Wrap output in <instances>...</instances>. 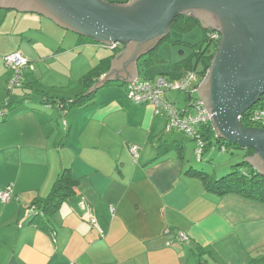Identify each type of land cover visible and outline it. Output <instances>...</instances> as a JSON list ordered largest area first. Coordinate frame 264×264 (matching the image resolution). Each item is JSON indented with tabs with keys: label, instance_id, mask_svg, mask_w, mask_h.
<instances>
[{
	"label": "crops",
	"instance_id": "obj_1",
	"mask_svg": "<svg viewBox=\"0 0 264 264\" xmlns=\"http://www.w3.org/2000/svg\"><path fill=\"white\" fill-rule=\"evenodd\" d=\"M81 36L42 14L0 8V103L7 97L6 85L13 71L4 63L7 53L18 51L28 63H34L32 70L27 65L21 69L25 90H29L34 80L42 82L59 65L82 71L74 63L87 60L92 68L114 53L99 79L111 69L115 55L125 50L121 45L117 51H109ZM189 54L174 62L179 71L174 78L188 70V60H184ZM141 57L136 61L134 80L160 74L173 78L165 69L143 73L146 66L139 64ZM87 72L77 77L79 84L71 92L12 90L18 96L26 93L29 100L0 118L5 140L19 134L18 140L40 142L44 137L33 135V128L43 119L50 129L47 144H55L58 136H53V121L64 115L74 135L62 136L66 143L55 152L56 158L39 150L27 162L22 153L13 161L8 150L11 145L0 146L3 166L14 168L0 179V190L9 183L13 187L9 200L0 199V264H194L196 255L208 264H264V203L234 192L220 195L207 190L198 177L185 172L192 163L185 161L182 152L180 157L171 152L176 146L173 132L166 143L159 140L165 117L155 115L149 104L132 103L126 97L125 82L110 80L83 104L67 109L38 101L39 94L74 98L83 92L80 80ZM134 73L128 58L114 68V76L128 78ZM33 75L37 77L33 79ZM73 80L69 77L48 84L70 88ZM173 93L165 92L167 101L178 108L190 105L185 93L184 103L177 106L178 97ZM130 145L138 146L136 158L129 152ZM7 167H0V174ZM62 168H69L76 180L73 196L46 216L37 211V204L36 212L33 207L28 209L47 195ZM91 215L102 235L90 224ZM180 233L185 240L178 238Z\"/></svg>",
	"mask_w": 264,
	"mask_h": 264
},
{
	"label": "water",
	"instance_id": "obj_2",
	"mask_svg": "<svg viewBox=\"0 0 264 264\" xmlns=\"http://www.w3.org/2000/svg\"><path fill=\"white\" fill-rule=\"evenodd\" d=\"M0 8L39 13L104 46H125L111 60L110 71L88 91L110 80L134 81L137 59L169 34L173 18L185 14L196 18L202 27L219 33L197 90L215 136L252 148L254 152L245 160L264 175V128L243 126L240 120L264 94V0H0ZM125 58L134 76H114V68Z\"/></svg>",
	"mask_w": 264,
	"mask_h": 264
},
{
	"label": "trees",
	"instance_id": "obj_3",
	"mask_svg": "<svg viewBox=\"0 0 264 264\" xmlns=\"http://www.w3.org/2000/svg\"><path fill=\"white\" fill-rule=\"evenodd\" d=\"M196 25H199L198 20L190 16L189 14L176 15L173 18L172 22L170 23V31L178 30L181 32H185L190 30L192 27ZM170 31L169 34L166 37H164L159 43L165 40H169L173 44H181L182 42H185L182 39L171 37ZM213 32L214 30L210 28L202 29L201 40L192 43L193 50L191 51V54H189V56L184 60V61L188 60L186 63L188 64L187 69L196 71L201 79H203V77L205 76L206 71L210 65V61L217 48L219 39L218 40L211 39ZM81 38L84 39L85 41L87 40V41L95 42L89 37L81 36ZM96 44L110 48L109 46H104L102 44H99L98 42H96ZM120 46L121 44L118 43L114 48H110V49L113 50L114 52L117 51ZM157 46L151 49L150 51H148V53H146L143 57H141L139 62L140 65L148 66L162 60L161 55L157 51L158 49ZM113 54L114 53H112L110 56L101 58L99 63L94 65L89 72H87L85 75L82 76L80 80L84 87L82 93L77 94L72 99L54 98L52 96L39 94L40 99L38 101L42 105L58 107L60 109H67L71 107L72 104H78V105L83 104V102L86 99L91 98V95H93V91H88V90L97 81L98 77L104 71L107 70L110 59L113 56ZM190 58L194 59V61L192 60L191 63L189 62ZM198 62H201L200 68H197ZM124 91L126 94V85L124 86ZM6 92H7V97L3 102L0 103V118H5L7 110L9 109L11 110L12 108L17 107L24 100L25 101L29 100L28 99L29 95H27L26 93H22L20 96H18L15 95V93L12 92V90H8L7 88H6ZM261 110H264V94H262L259 100L255 104L250 106L242 114L240 118L241 124L243 126H257L264 128V124H262L260 120L253 119V115L255 113H259ZM199 131L201 132V135L203 136V139L205 141L204 148L206 145H210L214 140L215 144L219 145V148L224 147V151L227 149V147L242 149L244 158L246 156L251 155L254 152L252 148L239 147L236 144L227 142L221 138L216 137L210 122L202 125ZM172 132L173 131L163 132L161 137L159 138L160 142H162V144L166 143V141L169 140V137L172 134ZM181 150H182V145L178 146L176 149V154L179 157L182 152ZM185 172L193 174L196 177H198L203 182L204 187L207 190L216 192L220 195L227 192H234L240 194L243 197L258 200L264 203V175L260 174L256 169L251 167L245 159L233 164L229 172L218 178L216 176L209 175L206 171L202 169L198 170L193 167L187 168ZM75 185H76V180L71 176L69 168H62L59 171L55 180L53 181L47 195L44 198L38 200L37 202H32L27 208L29 209L33 207L34 210L32 211L36 212L35 204H37L38 205L37 211L41 212V214H44L45 216L48 214H52L59 207L62 201H65L66 199L73 196ZM194 264H208V263L204 258L201 257V255H196L194 258Z\"/></svg>",
	"mask_w": 264,
	"mask_h": 264
},
{
	"label": "rangeland",
	"instance_id": "obj_4",
	"mask_svg": "<svg viewBox=\"0 0 264 264\" xmlns=\"http://www.w3.org/2000/svg\"><path fill=\"white\" fill-rule=\"evenodd\" d=\"M108 1H112L113 3H125V0H108ZM170 35L173 38H179V39L184 40L185 42H182L181 44H173L169 40L162 41L157 46L158 53L162 55V61L146 66L143 73L151 74V73H156L157 71L161 69H165V71L169 72L170 73L169 75L173 77L172 79H177L174 77L178 76L179 71L174 67V62L177 61L178 59H181L182 57H184V55H187L189 52H191V50H193L192 43H195L201 40L202 28L199 25H196L192 27L190 30L185 31V32H181L178 30H171ZM106 49L110 51L108 47H106ZM33 64L28 63L27 64L28 69L32 70ZM54 65L56 64H52V66ZM74 65L82 66V71L79 69V67L77 68L73 67V68L68 69V68L63 67L62 65H59L55 69L54 73L51 71V74L46 75L45 78L42 80V82H40V80H34V82L31 83V86H30L31 88L29 90H25V85L22 82L24 78L22 77L23 75L21 72L19 74V80H20L19 84L18 86L13 88V91H16L20 88L22 90L24 89L23 91H26L29 93H33L34 91L33 89L48 90L51 94L59 93V92L63 93L67 91L71 92L73 91V88L79 84V81H78L79 78L77 77H79V75H82L83 73L91 69L89 66V62H87V60H83L81 62L79 60L78 62H76V64L74 63ZM200 67H201V62H198L197 68H200ZM29 72L30 74H32V71H29ZM14 76H16V74L12 71V74L9 80L14 79ZM36 77L37 76L33 75V79ZM69 77L74 79L72 81V85L70 86V88H68L69 86L62 87L61 86L62 84H57L59 88H52L48 84L50 82L54 84V81H60L65 78L69 79ZM193 92L194 94L190 95L189 93L185 91L175 90L173 94H176L178 97L176 99L177 106H181L184 103L185 93L189 95V102L192 103L198 97L197 96L198 93H196L195 91ZM189 111L193 112V108L190 107ZM42 121L43 119L41 121H38L41 124L37 128H33L34 130L33 135H37V136L40 135V137H44L40 140V142L34 141L32 139H25L23 141L18 140L19 134H17L16 137L13 139L10 138L9 140H5V136L2 133H0V146H2L5 143H9V145H11L12 150L10 148L8 150H9V156L11 155V158L13 159V161H17L19 154L22 153L24 159L27 162L29 160V157L33 155L38 156L39 153H36V152H38L39 150H43L45 154L49 156H54L56 158L57 155L55 154V152L60 150L61 146L63 147L65 145L63 143H66L65 140H62V136L68 137V135L69 136L74 135V132H70L69 124L67 122L66 116L64 115L62 118H59L58 121H55V120L53 121L54 123L53 126L56 128V133L54 132L53 136H56V134L58 136L56 143L53 144L52 142H50V144H47L49 137H46L47 136L46 134L49 135L50 129L47 127V121L45 122H42ZM50 138L52 137L50 136ZM60 138L62 140V143L60 142ZM171 138H176V141H175L176 146L182 145L181 151H182V154H184V159L186 162L187 161L191 162L193 168H196L198 170L202 169L208 172L211 176L215 175L217 178L229 172L233 164L245 159L242 154V149L234 148V147H227V149L224 151L222 150V148H219V145L215 144L214 140L209 146L206 147V149H204V152L202 153L201 157L197 158L196 153H195L196 141L193 137L179 130H174L173 134L171 135ZM78 139L80 140L81 137L79 136ZM175 147L170 149L171 152L176 151ZM7 166H8L7 164L3 166L2 161H0V167L6 168ZM13 170H14L13 167L8 166L7 169L2 174H0V179L3 176H6L8 173L12 172ZM6 185H10L12 187L11 183L6 184ZM6 185H4V187H6Z\"/></svg>",
	"mask_w": 264,
	"mask_h": 264
},
{
	"label": "built area",
	"instance_id": "obj_5",
	"mask_svg": "<svg viewBox=\"0 0 264 264\" xmlns=\"http://www.w3.org/2000/svg\"><path fill=\"white\" fill-rule=\"evenodd\" d=\"M211 39L218 40L219 33L213 32ZM118 43H112L109 45L110 48H114ZM6 66L12 68L16 74L14 79L7 82L6 88L13 90L14 87L19 84V74L21 73L22 67H25L28 60L18 51L7 53L3 57ZM203 79L200 78L199 74L194 70H186L181 77L178 79H169L164 75L160 74L153 78H142L134 81L125 83L126 85V97L135 104H149L153 108L155 115H162L165 117L164 132H171L179 130L187 135L193 137L196 141L195 153L197 158L203 153L205 141L201 132L200 127L210 122V114L204 106L202 100L197 97L189 106L185 108H178L171 102L167 101L164 94L166 91H185L192 93L197 91L199 85ZM190 107L193 108V112H190ZM254 120H260L264 124V110L253 115ZM224 150V147H222ZM129 152L133 158L138 155V146L130 145ZM13 195L12 187L6 185L0 190V199L2 201L9 200ZM32 210V208H30ZM112 211L113 208H110ZM92 226H95L99 233L102 235L103 231L98 227L96 218L90 216L88 219ZM180 240H185L186 236L184 233L178 235Z\"/></svg>",
	"mask_w": 264,
	"mask_h": 264
},
{
	"label": "clouds",
	"instance_id": "obj_6",
	"mask_svg": "<svg viewBox=\"0 0 264 264\" xmlns=\"http://www.w3.org/2000/svg\"><path fill=\"white\" fill-rule=\"evenodd\" d=\"M204 78V77H203Z\"/></svg>",
	"mask_w": 264,
	"mask_h": 264
}]
</instances>
